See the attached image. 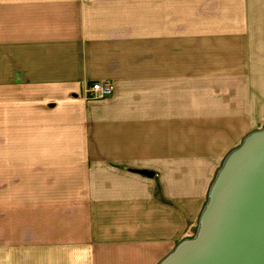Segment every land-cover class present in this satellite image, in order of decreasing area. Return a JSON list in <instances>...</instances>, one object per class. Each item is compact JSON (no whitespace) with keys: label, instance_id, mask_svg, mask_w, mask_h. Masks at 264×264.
Segmentation results:
<instances>
[{"label":"crops","instance_id":"0c3cea01","mask_svg":"<svg viewBox=\"0 0 264 264\" xmlns=\"http://www.w3.org/2000/svg\"><path fill=\"white\" fill-rule=\"evenodd\" d=\"M263 127L264 0H0V264L162 263Z\"/></svg>","mask_w":264,"mask_h":264},{"label":"water","instance_id":"95a60500","mask_svg":"<svg viewBox=\"0 0 264 264\" xmlns=\"http://www.w3.org/2000/svg\"><path fill=\"white\" fill-rule=\"evenodd\" d=\"M224 163L198 236L160 264H264V130Z\"/></svg>","mask_w":264,"mask_h":264},{"label":"built area","instance_id":"2783aa9c","mask_svg":"<svg viewBox=\"0 0 264 264\" xmlns=\"http://www.w3.org/2000/svg\"><path fill=\"white\" fill-rule=\"evenodd\" d=\"M115 84L110 81L97 82L93 84L88 90L87 95L93 100H103L114 93Z\"/></svg>","mask_w":264,"mask_h":264},{"label":"rangeland","instance_id":"374dc122","mask_svg":"<svg viewBox=\"0 0 264 264\" xmlns=\"http://www.w3.org/2000/svg\"><path fill=\"white\" fill-rule=\"evenodd\" d=\"M229 9H230V8H229ZM263 130H264V127L261 128V129H259V130H256L255 132H253V133L250 134L249 136H251V135H253V134H255V133L261 132V131H263ZM249 136H247V137H249ZM247 137L245 138V140H247ZM245 140L242 142V144H241L237 149L241 148V146L244 144ZM237 149H235L233 152H235ZM233 152H232V153H233ZM232 153H231V154H232ZM231 154H230V155H231ZM230 155H229V156H230ZM229 156L226 158V160L229 158ZM226 160H225V162H226ZM223 163H224V162H223ZM224 164H225V163H224ZM224 164H223V166H224ZM223 166H222V168H223ZM222 168H221V169H222ZM221 169H220V170H221ZM219 172H220V171H219ZM218 174H219V173H218ZM216 176H217V175H216ZM216 178H217V177H216ZM215 180H216V179H215ZM209 197H210V196H209ZM208 200H209V199H208ZM208 200H207V201H208ZM208 202H209V201H208ZM208 202H207V204H206V206H205L203 212L205 211V209H206V207H207V205H208ZM203 212H201L202 215H203ZM202 215H201V217H200V219H199V222H198L197 225H196L197 227H196L195 232H193V234L190 236L191 239L188 238L189 241L194 240L195 237L198 236V233H199V230H200V227H201L200 224H201V218H202ZM188 240L183 241V242H181L180 244L185 243V242H188ZM180 244H179V245H180Z\"/></svg>","mask_w":264,"mask_h":264}]
</instances>
